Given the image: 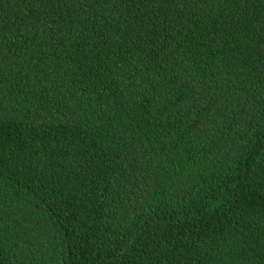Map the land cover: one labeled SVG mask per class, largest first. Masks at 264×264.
I'll use <instances>...</instances> for the list:
<instances>
[{"label":"trees","instance_id":"1","mask_svg":"<svg viewBox=\"0 0 264 264\" xmlns=\"http://www.w3.org/2000/svg\"><path fill=\"white\" fill-rule=\"evenodd\" d=\"M0 264H264V0H0Z\"/></svg>","mask_w":264,"mask_h":264}]
</instances>
